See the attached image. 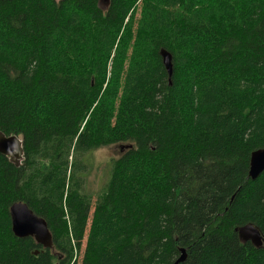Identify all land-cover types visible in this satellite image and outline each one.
<instances>
[{"label": "trees", "instance_id": "obj_1", "mask_svg": "<svg viewBox=\"0 0 264 264\" xmlns=\"http://www.w3.org/2000/svg\"><path fill=\"white\" fill-rule=\"evenodd\" d=\"M138 1L0 0V132L24 148L0 153V264H264L236 231L264 235V0ZM114 145L92 204L87 154ZM16 201L53 248L14 235Z\"/></svg>", "mask_w": 264, "mask_h": 264}, {"label": "water", "instance_id": "obj_2", "mask_svg": "<svg viewBox=\"0 0 264 264\" xmlns=\"http://www.w3.org/2000/svg\"><path fill=\"white\" fill-rule=\"evenodd\" d=\"M101 3L107 4L109 0H100ZM160 54L163 58L165 68L170 77L172 75L173 63L172 55L165 49H161ZM124 147H130L125 145ZM0 153L9 157L16 165L21 163L24 156L23 140L20 136L6 135L0 132ZM264 172V148L252 152L250 159L249 176L256 179ZM12 220V231L18 238L32 236L37 243L45 248H53V235L47 221L36 214L26 202L16 201L10 207ZM240 238L244 241H251L255 246L261 247L264 244V235L260 229L253 224H246L236 228ZM186 258L185 249H182V255L176 263L184 261Z\"/></svg>", "mask_w": 264, "mask_h": 264}, {"label": "rangeland", "instance_id": "obj_3", "mask_svg": "<svg viewBox=\"0 0 264 264\" xmlns=\"http://www.w3.org/2000/svg\"><path fill=\"white\" fill-rule=\"evenodd\" d=\"M137 8L140 13L142 8L141 0L138 1ZM120 153V146L114 145L110 147H103L92 151L91 154H87L92 167L86 172L85 181L83 183V191L91 195L92 204H94L98 194L102 192L109 179L110 170L107 167L108 162L111 158L117 157ZM84 164L87 163L85 162Z\"/></svg>", "mask_w": 264, "mask_h": 264}, {"label": "bare ground", "instance_id": "obj_4", "mask_svg": "<svg viewBox=\"0 0 264 264\" xmlns=\"http://www.w3.org/2000/svg\"><path fill=\"white\" fill-rule=\"evenodd\" d=\"M167 72H168V71H167ZM168 74H169V73H168ZM172 74H173V70H172ZM171 76H172V75H171ZM169 78H171L170 75H169ZM243 226H244V225H243ZM240 227H241V226H240ZM236 231H237V230H236ZM243 241H244V240H243Z\"/></svg>", "mask_w": 264, "mask_h": 264}]
</instances>
